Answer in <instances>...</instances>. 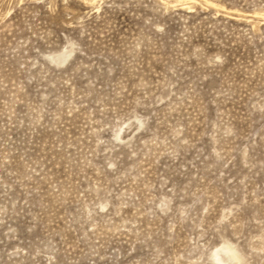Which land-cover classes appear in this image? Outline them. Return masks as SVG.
<instances>
[{
    "label": "rangeland",
    "instance_id": "1",
    "mask_svg": "<svg viewBox=\"0 0 264 264\" xmlns=\"http://www.w3.org/2000/svg\"><path fill=\"white\" fill-rule=\"evenodd\" d=\"M0 264H264V0H0Z\"/></svg>",
    "mask_w": 264,
    "mask_h": 264
},
{
    "label": "bare ground",
    "instance_id": "2",
    "mask_svg": "<svg viewBox=\"0 0 264 264\" xmlns=\"http://www.w3.org/2000/svg\"><path fill=\"white\" fill-rule=\"evenodd\" d=\"M56 56H57V55H56ZM229 252H230V249H229L228 247H221V248H219V249L217 250V252H215V256H216L219 260H221V259L224 257V255H228V256H230ZM222 260H223V259H222Z\"/></svg>",
    "mask_w": 264,
    "mask_h": 264
}]
</instances>
